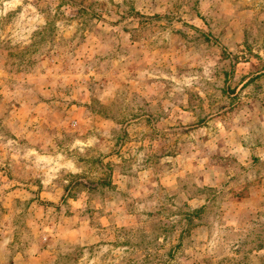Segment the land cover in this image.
Here are the masks:
<instances>
[{
    "label": "rangeland",
    "instance_id": "374dc122",
    "mask_svg": "<svg viewBox=\"0 0 264 264\" xmlns=\"http://www.w3.org/2000/svg\"><path fill=\"white\" fill-rule=\"evenodd\" d=\"M0 264H264V0H0Z\"/></svg>",
    "mask_w": 264,
    "mask_h": 264
}]
</instances>
